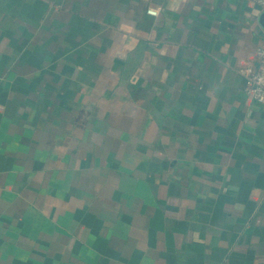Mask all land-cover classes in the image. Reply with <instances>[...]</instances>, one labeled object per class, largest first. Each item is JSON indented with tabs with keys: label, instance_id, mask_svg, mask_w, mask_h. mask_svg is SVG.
<instances>
[{
	"label": "crops",
	"instance_id": "crops-1",
	"mask_svg": "<svg viewBox=\"0 0 264 264\" xmlns=\"http://www.w3.org/2000/svg\"><path fill=\"white\" fill-rule=\"evenodd\" d=\"M263 10L0 0V264H264Z\"/></svg>",
	"mask_w": 264,
	"mask_h": 264
},
{
	"label": "built area",
	"instance_id": "built-area-1",
	"mask_svg": "<svg viewBox=\"0 0 264 264\" xmlns=\"http://www.w3.org/2000/svg\"><path fill=\"white\" fill-rule=\"evenodd\" d=\"M264 5V0H257ZM147 13L157 15L156 9L149 8ZM258 58L257 67L245 66L238 70L244 80V91L256 103L264 106V46L259 47L256 51Z\"/></svg>",
	"mask_w": 264,
	"mask_h": 264
},
{
	"label": "water",
	"instance_id": "water-1",
	"mask_svg": "<svg viewBox=\"0 0 264 264\" xmlns=\"http://www.w3.org/2000/svg\"><path fill=\"white\" fill-rule=\"evenodd\" d=\"M259 23L264 28V10L259 15Z\"/></svg>",
	"mask_w": 264,
	"mask_h": 264
}]
</instances>
